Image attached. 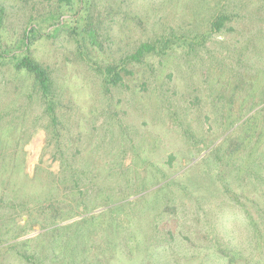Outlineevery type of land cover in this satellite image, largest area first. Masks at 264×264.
<instances>
[{
    "label": "rangeland",
    "instance_id": "1",
    "mask_svg": "<svg viewBox=\"0 0 264 264\" xmlns=\"http://www.w3.org/2000/svg\"><path fill=\"white\" fill-rule=\"evenodd\" d=\"M0 19L56 115L0 61V264H264V119L237 126L264 98V0H0ZM237 115L261 138L208 161Z\"/></svg>",
    "mask_w": 264,
    "mask_h": 264
},
{
    "label": "trees",
    "instance_id": "2",
    "mask_svg": "<svg viewBox=\"0 0 264 264\" xmlns=\"http://www.w3.org/2000/svg\"><path fill=\"white\" fill-rule=\"evenodd\" d=\"M69 1V0H64ZM225 18L224 15L220 14L215 17V20L211 22V27L214 30H219L222 27L223 19ZM1 21V19H0ZM36 26L32 28V30H35ZM26 42L25 45H27L28 40V33L26 34ZM168 44V41L165 40V47ZM155 46L151 43H142L134 54L130 56L132 60H140V58L147 52H150L151 50H154ZM1 60H11L14 62L15 66L19 69H24L28 72V74H31L33 77V80L38 87L41 96L44 100V109L45 112L50 116L51 121L53 124L56 123V115H55V103L52 98V90H51V84H50V78L49 74L47 73V70L39 65L33 58H31L28 55H22L19 56L16 52H2L0 53V61ZM111 66H107L104 69V75L105 79L108 83L111 84H117L119 80L121 79L120 74L115 71L113 72ZM262 95V94H261ZM263 97V96H262ZM257 102V106L260 107L254 111V113L250 116H247L243 121L240 122L239 125L241 126L247 121H250L257 124L258 122H261L262 119H264V98ZM263 104V105H262ZM233 105V102L230 101V106ZM262 105V106H261ZM253 107V106H252ZM251 107V108H252ZM255 107V106H254ZM247 109L244 111V113L249 112L251 109ZM263 117V118H262ZM243 118L242 115H237L235 117L229 116L228 120V127H226L223 131H220L218 133L215 132V138L211 140L209 143H207V157L208 161L213 158H221L224 154L225 156H228L229 159H237L240 155L239 153L243 150L244 146L251 145L253 142L258 141L262 136V129L254 128L252 131L245 132V138L244 140L239 139L237 135V126L236 124ZM234 125L236 127H234ZM255 148V147H254ZM253 150V148H252ZM252 150L249 149V153L246 155V158L250 160L252 155ZM252 159V158H251Z\"/></svg>",
    "mask_w": 264,
    "mask_h": 264
}]
</instances>
